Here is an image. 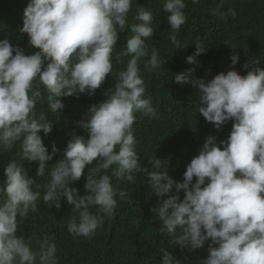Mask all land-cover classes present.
Here are the masks:
<instances>
[{
	"label": "clouds",
	"instance_id": "1",
	"mask_svg": "<svg viewBox=\"0 0 264 264\" xmlns=\"http://www.w3.org/2000/svg\"><path fill=\"white\" fill-rule=\"evenodd\" d=\"M133 2L28 0L19 32L27 34L35 51L26 54L8 39L0 40V148L20 145L19 159L6 164L0 182V264H59L54 237L45 234L34 248L33 237L17 235V218L37 211L41 195L34 190L36 179L20 161L36 162V176L45 175L46 162L58 149L53 143L49 153L39 134L41 130L49 134L53 122L37 114V103L46 100L56 113L65 107L61 97L93 95L112 72V53L125 31L131 32L123 53L130 57L126 67L103 93L105 98L92 104L77 122L88 137L71 134L63 158L48 170L43 202L59 209L66 197L73 206L67 231L91 239L117 208L112 177L135 183L137 174H142L157 198L151 211L161 222L160 232L172 237L181 250H198L210 241L207 257L199 264H264V66L258 58L250 59L242 66L246 74L241 75L234 68L239 56L233 53V67L211 79L189 81L185 73L176 74L175 82H190L198 89L197 107L205 120L217 129L232 121L231 131L219 142L208 136L180 182L157 157L150 160L149 169L140 163L133 125L137 114L156 118L157 112L151 97L145 98L139 61L147 57L144 68L151 71L165 59L146 44L154 34L151 10L138 5L129 24ZM185 7V0L162 3L175 49L185 47L177 39L187 20ZM211 14L226 21L237 12L217 7ZM195 44V52L186 58L191 64H198L196 57L205 52L199 42ZM86 167L81 195L70 184L80 180ZM119 196L125 193L120 191ZM160 253L162 264H181L167 249Z\"/></svg>",
	"mask_w": 264,
	"mask_h": 264
},
{
	"label": "trees",
	"instance_id": "2",
	"mask_svg": "<svg viewBox=\"0 0 264 264\" xmlns=\"http://www.w3.org/2000/svg\"><path fill=\"white\" fill-rule=\"evenodd\" d=\"M27 3L28 0H0V40L8 39L13 45L24 49L26 54H31L35 49L29 47L27 34L19 32V28L23 26V10ZM162 3L163 0H134L129 13L131 24L138 5L153 12L154 34L146 40V44L149 49L157 48L165 59L163 65L151 71L144 68L147 57L139 61L146 87L145 98L151 97L157 117L137 114L133 128L140 163L151 169L149 162L157 157L168 166L169 175L180 182L186 165L198 155L205 139L210 135L217 142L226 139L230 134L232 121L218 129L207 122L198 111V89L190 82H175V75L185 73L189 81L201 77L211 79L219 72H226L233 67V53L239 56L234 68L241 75L246 74V69L242 66L250 59L258 58L260 66H264V0H199L198 4L185 0L187 20L177 34V39L185 47L180 49H175L169 39L171 29ZM217 7L221 10L232 7L236 9L237 15L222 21L211 14V10ZM130 35V31L119 34L112 53V72L93 95L85 93L78 98L61 97L65 107L56 113L49 110L46 100L37 103V114L43 113L46 119L53 122L49 134L45 135L42 130L39 134L49 153L52 152L53 143L58 151L52 160L46 162L43 177L36 176V162L20 161L28 170L29 176L36 179L38 187L34 186V190L41 195L37 200V211L30 210L27 218H17L20 229L17 235L33 237L34 248L36 241L45 234L54 237L59 264H162L161 248L171 252L181 264H199L202 258L207 257L210 241H206L203 248L198 250H181L171 242L172 237L159 231L161 222L156 213L151 211L157 206V198L152 195L148 179L142 174H137L135 183L118 181L112 177V183L118 190L115 197L117 208L112 216L105 218L103 226L97 229L91 239L73 236L67 231L73 206L67 203L66 197L61 198L59 209L43 202L49 178L48 170L58 159L63 158V149L71 134L75 132L88 137V133L77 122L92 104L105 98L103 93L112 87L118 72L126 67L130 57L123 53L126 50V39ZM196 42L201 44L205 52L196 57L198 64H191L186 58L195 52ZM188 69L193 71L187 73ZM19 153V142L11 149L0 148V182L5 178L4 167L10 160L19 159ZM93 166L94 164L88 167ZM87 171L86 167L80 180L70 184L81 195L85 194ZM120 191L125 193L123 198L119 196ZM179 195L183 198V191ZM91 211L95 212L96 209L92 208Z\"/></svg>",
	"mask_w": 264,
	"mask_h": 264
}]
</instances>
